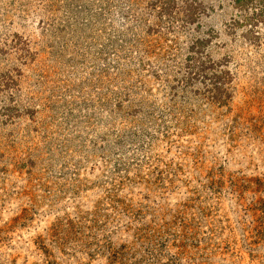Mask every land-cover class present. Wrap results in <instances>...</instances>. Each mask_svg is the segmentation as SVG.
Segmentation results:
<instances>
[{"label":"rangeland","instance_id":"1","mask_svg":"<svg viewBox=\"0 0 264 264\" xmlns=\"http://www.w3.org/2000/svg\"><path fill=\"white\" fill-rule=\"evenodd\" d=\"M0 264H264V0H0Z\"/></svg>","mask_w":264,"mask_h":264}]
</instances>
